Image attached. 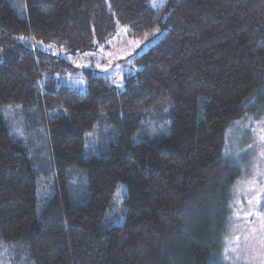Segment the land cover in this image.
<instances>
[{
  "label": "trees",
  "instance_id": "1",
  "mask_svg": "<svg viewBox=\"0 0 264 264\" xmlns=\"http://www.w3.org/2000/svg\"><path fill=\"white\" fill-rule=\"evenodd\" d=\"M150 1L22 0L21 14L0 0V243L13 264H46L56 242L60 264H221L239 175L226 132L264 105V0ZM117 25L156 39L121 88L90 69L83 91L66 88L54 78L64 60L25 42L86 53ZM9 106L37 142L11 133Z\"/></svg>",
  "mask_w": 264,
  "mask_h": 264
},
{
  "label": "rangeland",
  "instance_id": "2",
  "mask_svg": "<svg viewBox=\"0 0 264 264\" xmlns=\"http://www.w3.org/2000/svg\"><path fill=\"white\" fill-rule=\"evenodd\" d=\"M11 1L17 8L15 11L24 14L21 9L22 0ZM164 1L151 0L149 5L158 8ZM116 30L113 37L105 43L95 45L86 53L70 54L61 47L39 44L32 38L25 39V42L30 47L64 60L65 65L67 64L65 71L55 74L54 78L66 88L83 91L85 89L83 72L89 69L96 75L102 76L111 85L121 88L123 78L136 70L134 59L154 44L156 39L143 43L132 39L123 26L117 25ZM1 114L12 130L11 133L15 134L23 144L37 142L36 138L29 135V125L23 119L24 114L18 111V106L2 108ZM103 132L104 130L99 131V127H95L87 135L86 152H95L99 145L100 134ZM225 139V156L235 166L239 175L232 183L231 198L227 204V222L221 236V264H264V105L231 125ZM121 190L126 194L123 187H117L109 214L112 222H117L116 225L121 224L123 219ZM37 192L38 199L43 200L51 193L50 186L40 182ZM8 251L7 247L0 243V264H13ZM63 253L64 242H56L44 250L41 256L46 264H60Z\"/></svg>",
  "mask_w": 264,
  "mask_h": 264
}]
</instances>
